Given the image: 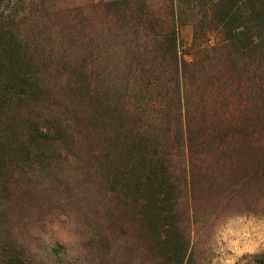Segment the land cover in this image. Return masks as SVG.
Segmentation results:
<instances>
[{"label":"trees","instance_id":"1","mask_svg":"<svg viewBox=\"0 0 264 264\" xmlns=\"http://www.w3.org/2000/svg\"><path fill=\"white\" fill-rule=\"evenodd\" d=\"M16 1L0 0V264H48L33 232L61 203L94 233L80 264H205L193 218L264 195V0Z\"/></svg>","mask_w":264,"mask_h":264},{"label":"clouds","instance_id":"2","mask_svg":"<svg viewBox=\"0 0 264 264\" xmlns=\"http://www.w3.org/2000/svg\"><path fill=\"white\" fill-rule=\"evenodd\" d=\"M33 234L49 244L62 245L69 258L86 252L93 231L82 219L81 211L67 203L53 207L35 227ZM213 241L231 256L227 264L240 257H264V203L255 210H229L215 224Z\"/></svg>","mask_w":264,"mask_h":264},{"label":"rangeland","instance_id":"3","mask_svg":"<svg viewBox=\"0 0 264 264\" xmlns=\"http://www.w3.org/2000/svg\"><path fill=\"white\" fill-rule=\"evenodd\" d=\"M25 4L29 0H22ZM72 2L73 0H68ZM19 3L16 0H12L10 8L17 7ZM23 18V19H22ZM25 17L19 18V23H23ZM12 22V21H11ZM13 23V22H12ZM193 37V26L187 25L182 27L180 31V39L182 50L184 51L186 47L192 41ZM212 41L215 43L218 41V38L215 36L212 38ZM248 204H244L242 199L238 198L235 200V203L228 206L226 209L215 208L206 210L201 213L199 216L193 218L192 223V237L193 242L196 243L197 251L202 252L201 259L205 264H227L231 253L228 251H222L220 246L216 245L213 241V232L216 222L229 210H255L256 205L264 203V195L256 194L253 196ZM2 212V207H0V214ZM6 227L5 223L2 220L0 222V241H6ZM47 243V242H46ZM48 244V249L50 250L51 258L48 259V264H80V257H71L69 258L66 249L59 243ZM235 264H264V257H253L249 258L247 256L240 257L235 261Z\"/></svg>","mask_w":264,"mask_h":264}]
</instances>
